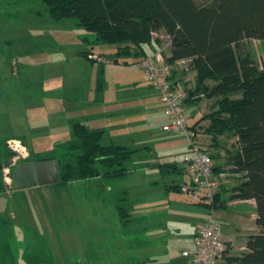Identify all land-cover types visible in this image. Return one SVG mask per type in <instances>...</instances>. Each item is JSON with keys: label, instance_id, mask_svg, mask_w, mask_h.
Wrapping results in <instances>:
<instances>
[{"label": "rangeland", "instance_id": "rangeland-1", "mask_svg": "<svg viewBox=\"0 0 264 264\" xmlns=\"http://www.w3.org/2000/svg\"><path fill=\"white\" fill-rule=\"evenodd\" d=\"M85 36L91 35L75 25L73 18L52 19L41 0H0V139L6 138L5 146L13 152L1 168L6 190L0 192V214L11 220L10 245L16 263L26 264L24 253L36 244H47L52 249L53 262L41 264L82 262L87 252L84 249L107 248L110 232L118 227L113 206L100 204L86 187L78 188L73 183L63 187H13V166L30 160L32 153L36 158L49 156L48 149L41 150L68 139L69 120L81 119L89 127L104 129L102 143L111 141L136 148L128 162L136 170L118 181L117 186L128 189L138 207L137 214L156 225L163 223L164 227H159L164 235L155 252L157 259L182 264L187 258L181 250L187 241L177 233L188 231L190 221L197 216L185 208H210L203 204L189 207L195 201L166 186L174 179L183 182L182 176L165 174L160 167L149 165L158 161L164 164V158L171 157L169 161L175 159L183 167V154L191 149L187 137L162 129L168 116L136 64L138 57L120 56L114 60V44L91 45ZM243 45L260 64L264 62L263 39H246ZM82 51H87L88 57ZM93 54L100 59H92ZM213 100L201 97L198 104L185 105L188 124L207 112ZM207 123L203 119L196 125L202 146L209 152L212 146L223 151L231 147L235 139L228 133L219 135L214 144L204 129ZM10 133L24 140L25 145L15 138L24 146L26 155L8 145L10 137L6 135ZM153 178L157 181L148 184ZM226 208L220 211L231 207ZM107 227L110 232L102 230Z\"/></svg>", "mask_w": 264, "mask_h": 264}, {"label": "trees", "instance_id": "trees-1", "mask_svg": "<svg viewBox=\"0 0 264 264\" xmlns=\"http://www.w3.org/2000/svg\"><path fill=\"white\" fill-rule=\"evenodd\" d=\"M41 1L52 19L73 18L75 25L85 28L91 36L84 39L91 45L114 44V60L120 56L141 59L148 54L143 45H159L153 31L169 34L166 59L172 62L188 58L189 64L181 72H195L194 86L185 102L214 98L211 108L191 126L207 119L204 129L214 144L224 133L235 139L224 151L227 169L240 174L229 197L253 198L255 202L258 229L248 235L244 252L227 256V262L264 264V62L260 64L243 45L250 38L264 40V0H208L203 4L196 0ZM81 54L88 57L87 51ZM69 123L68 139L49 149V156L36 158L32 153L29 159L55 158L59 180L52 185L63 187L79 182L99 197L101 204H111L118 218V227L112 232L108 227L102 229L111 233L107 248L88 250L85 259L75 264H160L152 257L124 254L120 248L119 241L139 245L144 240L145 219L135 212L128 191L117 186L130 173L128 162L136 148L102 143L103 131L91 129L83 120L70 119ZM5 139H0V192L6 190L2 165L13 154L6 148ZM158 165L163 169L174 163ZM219 166L215 165L214 170ZM169 188L179 190V183ZM196 202L214 209L223 205L218 191L211 203ZM11 236V220L0 214V264H17ZM24 260L26 264L53 262L52 249L47 244H36L25 251Z\"/></svg>", "mask_w": 264, "mask_h": 264}, {"label": "built area", "instance_id": "built-area-1", "mask_svg": "<svg viewBox=\"0 0 264 264\" xmlns=\"http://www.w3.org/2000/svg\"><path fill=\"white\" fill-rule=\"evenodd\" d=\"M152 35L160 40L159 45L141 58L138 65L143 70L145 80L155 89L164 105L168 121L162 125V129L185 135L191 148L182 157L187 180L179 184V190L194 201L211 203L227 174L214 170L211 154L202 146L197 128L187 122L184 104L189 95L188 78L176 74L175 71L186 70L189 59L168 61L165 53L170 45L169 34L153 31ZM94 57L100 59L96 54H93ZM20 141L10 138L7 143L13 150L26 155L24 144ZM209 208V215L193 234L192 245L181 250L191 264H219L227 250L222 224L215 217L214 208Z\"/></svg>", "mask_w": 264, "mask_h": 264}, {"label": "crops", "instance_id": "crops-1", "mask_svg": "<svg viewBox=\"0 0 264 264\" xmlns=\"http://www.w3.org/2000/svg\"><path fill=\"white\" fill-rule=\"evenodd\" d=\"M74 24H75V22H74ZM143 46H144V49H145L146 53H149V52H151V51H153V50H155L157 48V43L156 42H152L151 44H145ZM139 60L140 59L135 61L137 65H138V61ZM176 74H178V75H180L182 77L188 78L187 85H188L189 89H191L194 86V81H195V72L194 71H188L186 73L185 72L176 71ZM154 91H155V89H154ZM156 95H157V93H156ZM147 97L149 99L150 95H147ZM157 98H158V96H157ZM200 102L202 103V101H200ZM191 103L198 104L199 102L198 101L188 100L187 102H185L184 107H185V105H188V104H191ZM153 104L151 106H153ZM148 106H150V105H148ZM198 118H196L194 120V122ZM79 120H81V119H79ZM90 128L91 129H100V130L104 131V129L100 128V127H97V128L90 127ZM168 133L169 134H174L172 132H168ZM6 136L7 137L9 136L10 138H11V136L14 137V138H18V139L21 138V137H17L16 135H13L12 133H10V134H8ZM20 140L25 145L24 140L23 139H20ZM56 143H58V142H56ZM56 143H54L50 147H47V148L41 150V152H43L46 149H48V150L51 149ZM108 143H113V142L109 141V142H106L104 144H108ZM113 144H118V143H113ZM119 144L120 145H126V144H123V143H119ZM182 145L185 146L184 142H183ZM210 149H212L210 154H211L214 166L215 165L218 166V165L221 164V166L217 167L216 171L217 172H225L227 174V176L224 177L223 182H222V184H221V186H220V188L218 190L219 199L223 200V205L221 207H219V208L214 209V215L217 218V220L222 224L223 236H224V238L226 240V243H227L226 253L219 260V264H230V263L227 262L226 257L230 256V255H239L242 252H244V250H245V241H246L248 235L250 233L256 232L257 229H258V227L256 225V222H255V219H256V216H257L256 211H255V202H254L253 198L240 199V198H230L229 197L232 187L234 185H236L239 182V180H240V176H239L240 174L239 173L230 172L227 169L228 166L224 164V156H223V158L220 157L222 152H224L223 149L217 148L216 146H212ZM32 152L33 151H31V153ZM223 155H224V153H223ZM170 158L171 157H165L163 162L174 163V165L172 167L160 169L159 166H157L158 165L157 163L159 161L158 162H154V163H152L149 166L153 167V168H156V169L158 168L163 173H165V172H167V173L168 172L179 173L182 176L181 180H183V181L187 180V176L184 173L183 167L178 165V163H177V161L175 159H172L171 161H169ZM128 166L130 168V172H132L133 170H136V168H133V170H132V168H131V166L129 164H128ZM161 176L164 177V175H162V174H161ZM174 180H173L172 183L167 184V185L164 184V185H166L168 189H171V188H169V186L171 184H174V183H179L180 184V181L178 182V181H174ZM156 181L157 180L153 178V180H148V184L154 183ZM73 184L77 185L78 188L79 187H83V186H81V184H79V182H73ZM122 188H125L128 191V189L125 186L122 187ZM171 190H175V189H171ZM128 195H129V193H128ZM96 199L99 200V203L101 204V200L99 199V197H97ZM188 203H190V202H188ZM200 204H202V203H198L196 201L195 202H191L189 204V207H190V205L201 206ZM203 205H205V204H203ZM175 206H177V204H174L173 207H175ZM226 207H231V208L229 210H223L224 212L220 211L222 209H227ZM137 209H138V207H136L134 205L135 212H137ZM185 210L187 212L188 211H194V213L197 214V216L190 221L191 226H190L188 231H186L185 233H181V234H179L180 232L177 233V235L184 236L186 238V241H187L186 244L187 245H183V246L190 247L192 245L193 234L195 233L196 229L203 223L205 218L209 215L210 209H208V210H204L203 209V210L199 211V210L190 209V208L188 209V207H187V208H185ZM247 212H249V213H247ZM137 215H139L140 217H143V219H145L146 227H145V229L143 231L144 240L139 245L138 244L137 245H133L132 243H127L128 241H126L125 243H123V242L121 243L119 241V243L121 245L120 248L125 250L124 254H133L134 253L135 255L140 256V257H152V258H155L156 261L158 263H160V264H172L168 260L167 261H163V262L159 261L157 259L156 255H155L156 254L155 252L159 251V246L163 242L161 236L164 235V230L159 228L161 226L164 227L163 223L159 222V224L156 225L155 222H149L148 221L149 218H147L145 215H140V214H137ZM251 216L253 217V219L250 218ZM159 239H161L160 243H159ZM185 247H183V248H185ZM127 248H129V249H127ZM95 249L86 248V249H84V251L88 252V250H92L94 252ZM83 257H84L83 259H85V256H83ZM175 264H180V263L176 262ZM182 264H191V263H189L188 259H186V260H184L182 262Z\"/></svg>", "mask_w": 264, "mask_h": 264}, {"label": "water", "instance_id": "water-1", "mask_svg": "<svg viewBox=\"0 0 264 264\" xmlns=\"http://www.w3.org/2000/svg\"><path fill=\"white\" fill-rule=\"evenodd\" d=\"M13 187L22 189L59 180V167L55 158L25 160L17 162L12 168Z\"/></svg>", "mask_w": 264, "mask_h": 264}]
</instances>
